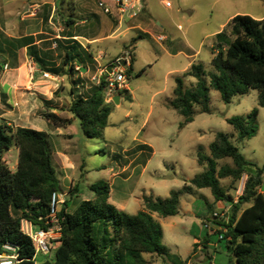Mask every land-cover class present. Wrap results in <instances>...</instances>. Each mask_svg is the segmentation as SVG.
Wrapping results in <instances>:
<instances>
[{
    "label": "rangeland",
    "instance_id": "obj_1",
    "mask_svg": "<svg viewBox=\"0 0 264 264\" xmlns=\"http://www.w3.org/2000/svg\"><path fill=\"white\" fill-rule=\"evenodd\" d=\"M89 1L95 4L96 11L104 13L99 0ZM39 2L41 0H0V42L6 39L8 43H18L16 39L22 33L20 24L27 16L22 7ZM140 5L145 8L153 23H161L167 33L171 34L178 50L184 51L189 57H182V71L169 73L173 62L168 57L160 59L158 54L162 51L159 42L151 39L141 42L137 46L134 69H146V72L127 81L133 101L127 100V94L122 92V102L114 105L108 127L101 137L87 138L78 118L67 129H56L44 118L46 113H54L50 104L45 102L59 84L67 90L60 86L53 94V103L65 112L67 118L71 117V87L76 86L71 81L75 79L92 87L98 86L101 77L99 64L96 68L92 67L89 76H83V72H74L73 76L62 77L63 80L42 78L45 82L39 86L41 90L37 94H29L24 67L18 73L19 81L13 88L14 93L3 95L0 124L9 125L13 131L24 127L51 133L49 142L56 154L53 160L60 180L59 194L65 202L60 208L66 207L69 213H74L82 202L94 199L95 194L90 187L101 181L111 185L112 204L116 206L123 202L124 211L131 215L144 209V197L167 198L171 191L184 187L187 178H193L204 171L205 165L201 166L197 160L198 150L202 148L203 153L210 155V145L220 132L231 135L233 144L248 160L260 167L264 166V108L259 105V93L256 90L236 96L227 104L218 91L210 89L211 112L202 113L201 109L195 107L194 121L183 128V117L169 103L173 98L175 78L183 76L193 65H202L208 74L215 72L211 64V47L215 45V35L223 31L228 20L239 14L263 19L264 0H140ZM56 25L60 26L58 23ZM178 25H182L183 30H178ZM31 26L32 30H37L36 22ZM112 50L106 58L100 60L102 69H107L104 65L108 66L113 56L123 52L121 42ZM127 58L131 61V50ZM3 60L4 57L0 55V61ZM9 65L13 67L12 63ZM11 75L10 71L5 78ZM206 80L210 83L208 75ZM196 82L195 78H185L187 88ZM5 88L8 89L4 86L3 91ZM25 106H29V113L36 115L33 114L25 121L28 124L23 125L21 120L24 121L25 117L21 116V111ZM254 109L259 112L257 134L250 140L240 142L228 120L236 116H247ZM142 144L150 146L148 151L142 152L147 149L139 148ZM19 153L17 146L5 153L4 160L12 171L17 170ZM57 154L64 155L66 162L62 161L61 164ZM226 164L233 165L232 160L220 161L219 167ZM246 179L247 176L238 182H233L231 178L224 179L221 180V186L237 201L243 194ZM203 193L210 200L198 193L183 194L176 216L162 218L154 215L163 228V243L169 253L163 257L145 254L144 257L151 264H179L187 261L195 254V240L204 241L206 238H210L212 245L199 252L195 264H236L235 257L227 249V241L220 240L219 233H214L221 231L225 237L224 227L219 223L228 222L227 217L232 214V208H221V203H214L211 190L204 189ZM246 207L248 205L243 206V209ZM214 211L223 218L215 220ZM206 225L211 227L207 228ZM57 245H54L52 255H38V263L51 260Z\"/></svg>",
    "mask_w": 264,
    "mask_h": 264
},
{
    "label": "trees",
    "instance_id": "obj_2",
    "mask_svg": "<svg viewBox=\"0 0 264 264\" xmlns=\"http://www.w3.org/2000/svg\"><path fill=\"white\" fill-rule=\"evenodd\" d=\"M142 38L143 35L134 38L130 46ZM212 56L215 72L208 74L202 65H193L175 79L173 98L169 103L183 117L182 128L194 121L195 107L202 113L211 112L210 89L218 91L227 104L236 96L256 90L259 105L264 108V18L256 19L248 14L235 16L216 35ZM115 62L117 60L112 63ZM68 63L49 70L56 76H65L68 73L64 67ZM133 63L132 57L126 70L129 78L134 74ZM71 71H75L74 66ZM145 71L134 76L140 77ZM207 75L210 83L206 80ZM188 77L197 80L190 88L185 85ZM106 85L102 78L101 83L91 89L90 96L72 102L70 112L80 120L83 134L90 139L103 135L114 108L113 102H107ZM122 92L132 102L129 91ZM258 114L254 109L247 116L228 120L240 142L257 134ZM44 118L57 129L73 125V120L53 112L46 113ZM14 146L20 151L16 171H12L4 160L5 153ZM53 159L46 132L24 127L13 131L9 125L0 124V255L7 253L6 245L15 247L21 261L17 264H151L145 254L163 257L169 253L163 243V228L154 215L162 218L178 215L181 196L193 195L201 189L211 190L216 202H225L232 208L228 222L219 224L227 229L224 239L236 264H264V166L248 160L233 144L231 135L217 133L210 145V155L199 148L198 163L205 165V169L190 181V185L171 191L167 198L144 197V209L135 215L110 202L109 183L101 181L92 185L90 190L95 194L94 199L82 202L74 213L62 207L59 213L62 237L53 258L38 263L36 246L22 231V221H30L37 228H50L52 195L60 192ZM225 159L232 160L233 165L219 167V162ZM244 176L247 179L243 194L235 201L221 186V180L231 178L238 182ZM245 205L248 207L243 209ZM197 248L195 244V251ZM179 264H187V261Z\"/></svg>",
    "mask_w": 264,
    "mask_h": 264
},
{
    "label": "crops",
    "instance_id": "obj_3",
    "mask_svg": "<svg viewBox=\"0 0 264 264\" xmlns=\"http://www.w3.org/2000/svg\"><path fill=\"white\" fill-rule=\"evenodd\" d=\"M99 2L101 9H103L104 3H108L107 5H110L113 8L115 14L108 15L104 12V9L103 14L96 11L94 8L95 4L92 5L89 0H41L39 3H30L22 7L23 11H28L32 5L40 4L42 9L36 17H26L23 19L24 22L20 24V28L24 30V32L21 30V35L16 39L18 43L14 45L12 43H8L6 39L0 42V55L4 57L3 62L0 61V64H13V67L10 68L9 65V70L2 75L3 86L8 88L4 89L3 95H12L14 93L13 88L14 86H17L19 81L18 73L20 74L24 67L28 78L26 86L30 91L29 94H37V92L41 90L39 86L45 82L41 80L42 78L44 79V73L50 74L53 79L63 80L62 77L64 76H56L50 72L49 69L58 68L66 62L69 63L64 67L65 73L66 71L68 73L65 76H73L74 72H83V76H89L92 69L94 67L96 68L98 64L100 66V74L105 69H102V63L100 60L106 58L108 53L113 51L112 49L116 47L118 42H121L123 52H119V54L117 53L113 56L111 62L108 63V66L113 61H119L126 56L127 66L121 67L124 71H126L131 64V61L127 58V54L130 50L132 51V57L134 58L135 63L137 59V46L145 39H151L156 40L160 44V49L162 51L158 54L160 59L168 57L172 60L173 67L170 69L169 73H179L182 71L180 69V67H182V57H184V59H188L189 56L184 51L178 50L174 44L171 34L167 33L165 27H163L161 23H153L152 19L146 13L145 8L143 13H141V15L137 18L131 19L129 16L121 18L116 11L114 0H99ZM235 16H232L228 20V23ZM34 22H36L37 30L31 29V25ZM67 22H70L69 25H67ZM56 23L60 26H57ZM227 24L223 27L225 28ZM180 27L181 29H179ZM178 30H183L182 25H178ZM140 35H143V38L131 47L130 45L132 40ZM156 36H164L167 40L160 42L156 39ZM8 38L10 39L11 36ZM123 38H129V40H122ZM126 47H128V49H126ZM212 48L213 45L211 47V51ZM30 61L34 62L37 67V72L34 74L30 73L28 69ZM156 61L159 60L157 59ZM72 66L75 67V71H71ZM104 66L108 67L107 65ZM77 68H80V71H78ZM10 71L12 73L11 77L5 78V75ZM138 72L140 71L134 69L133 76ZM94 79H96V77ZM129 79L130 78L128 77V80ZM71 82L76 85L74 87L73 83L71 84L73 85L71 87V100L75 101L79 97L87 98L91 95L90 90L93 87L90 84H84L83 82L79 83L77 80L75 81V79ZM57 86L58 87L55 89L54 93L58 91L60 86H62L65 91L67 90L64 85L59 84ZM125 89L129 91L132 97L129 84L126 85ZM53 94L49 99H47L50 102L49 106L52 108V111L62 118L74 121L76 118H74L71 112L72 116L67 118L68 116H65V112L61 110L58 105L53 103ZM117 95L120 94H116L115 97H117ZM122 99L123 98L121 96L120 103L122 102ZM28 107L29 106L23 107L21 111V116L25 117L24 121L21 120L24 123L23 125L28 124V122L25 121L29 120L33 114L36 115V113H29L30 109ZM5 116H8V114H5ZM50 135L51 133L49 134V137ZM144 147H147V149L142 150V152L148 151V147L150 146L147 144L139 146V148ZM55 155L56 154L53 153L54 157ZM57 156L61 164L62 161L66 162V157L64 155L60 156L57 154ZM193 178H187L186 184L190 185V181ZM203 190L204 189L196 190V193L206 199H209V197L203 193ZM110 202H113L112 199H110ZM218 203L222 204L221 208L230 207V205L226 203L224 204V202ZM116 207L124 210L125 204L123 202H119L116 204ZM216 211H214L213 214ZM220 233L222 232L219 231V234ZM195 243L198 245V248L196 249L193 257L187 260V264H195L196 260L199 259V252L203 251V249L207 246L212 245L210 238H206L204 241L195 240Z\"/></svg>",
    "mask_w": 264,
    "mask_h": 264
},
{
    "label": "built area",
    "instance_id": "obj_4",
    "mask_svg": "<svg viewBox=\"0 0 264 264\" xmlns=\"http://www.w3.org/2000/svg\"><path fill=\"white\" fill-rule=\"evenodd\" d=\"M116 11L121 18L125 16H129L131 19L137 18L143 13L144 7L140 5V0H114ZM42 6L40 4H35L30 7L27 12L26 17H36L41 12ZM104 12L108 15H114L115 11L110 5H103ZM181 29V27L179 28ZM156 39L160 42H164L167 39L164 36H156ZM29 72L34 74L37 72V67L35 63L30 61L28 64ZM9 70V65H1L0 64V104L3 98V83H2V75ZM80 71V68H77ZM44 78H51L50 74L44 73ZM99 84L101 83V79L106 77L104 80L107 83L106 97L107 102H113L116 94H119L123 90H126V85L128 81L127 73L122 68H117L113 71L112 74H108L106 69H104L100 73ZM65 202L61 199V195L59 192L54 193L52 195L51 200V211H50V222H48L50 226L49 229L45 230L42 228H37L32 222L23 220L22 221V231L28 235L34 242L36 246V255L35 259L37 261V257L40 254L45 256H50L53 254L54 245L61 239L62 237V219L59 217V213L62 209L60 206H63ZM213 217L215 220H218L220 217L218 213H214ZM228 221V217H227ZM207 228H210L206 225ZM214 230V229H212ZM215 231V230H214ZM224 232L227 229L224 227ZM214 233H219V231H215ZM220 235V240L224 239V235L222 233ZM7 253H3L0 255V264H17L20 263L17 255V250L15 247L11 245H6L4 247ZM38 262V261H37Z\"/></svg>",
    "mask_w": 264,
    "mask_h": 264
},
{
    "label": "water",
    "instance_id": "obj_5",
    "mask_svg": "<svg viewBox=\"0 0 264 264\" xmlns=\"http://www.w3.org/2000/svg\"><path fill=\"white\" fill-rule=\"evenodd\" d=\"M127 66V61H126V56H124L121 60L109 65L106 69L107 73L108 74H112L113 71L117 68H121V67H126ZM106 77H104L105 79ZM120 100H121V96L120 95H117V97H115L113 99V103L115 105H119L120 104Z\"/></svg>",
    "mask_w": 264,
    "mask_h": 264
}]
</instances>
